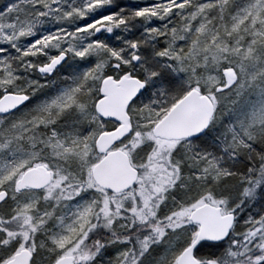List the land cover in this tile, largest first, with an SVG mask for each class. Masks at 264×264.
<instances>
[{
    "label": "snow or ice",
    "instance_id": "obj_1",
    "mask_svg": "<svg viewBox=\"0 0 264 264\" xmlns=\"http://www.w3.org/2000/svg\"><path fill=\"white\" fill-rule=\"evenodd\" d=\"M0 264H264V0H0Z\"/></svg>",
    "mask_w": 264,
    "mask_h": 264
}]
</instances>
